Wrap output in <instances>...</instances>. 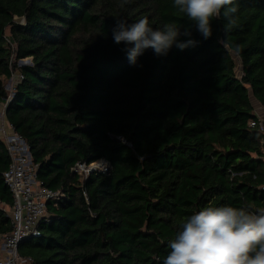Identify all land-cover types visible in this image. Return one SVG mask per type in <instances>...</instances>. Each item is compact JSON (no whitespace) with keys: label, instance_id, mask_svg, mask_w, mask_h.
<instances>
[{"label":"trees","instance_id":"1","mask_svg":"<svg viewBox=\"0 0 264 264\" xmlns=\"http://www.w3.org/2000/svg\"><path fill=\"white\" fill-rule=\"evenodd\" d=\"M242 75L223 15L205 40L173 0H0V84L5 120L27 144L37 179L61 191L40 236L19 247L32 264H163L181 221L208 206L264 208V134L250 127V92L264 108V0H236ZM174 22L195 47L144 50L130 65L116 20ZM181 41L189 39L184 35ZM30 59L29 65L19 62ZM106 160L85 180L77 163ZM0 137V204L13 206ZM0 206V238L12 230Z\"/></svg>","mask_w":264,"mask_h":264},{"label":"clouds","instance_id":"2","mask_svg":"<svg viewBox=\"0 0 264 264\" xmlns=\"http://www.w3.org/2000/svg\"><path fill=\"white\" fill-rule=\"evenodd\" d=\"M173 7L195 24L205 40L212 36L211 22L223 15L225 38L218 43L230 54L239 55L241 46L227 40V33L237 24L236 0H173ZM181 35L189 39L181 41ZM112 36L115 44L125 45L121 50L133 66L146 49L160 57L173 46L183 51L198 44L190 38L189 29L181 32L174 22L153 28L147 17L131 24L117 19ZM168 248L163 264H264V208L204 206L181 221Z\"/></svg>","mask_w":264,"mask_h":264},{"label":"built area","instance_id":"3","mask_svg":"<svg viewBox=\"0 0 264 264\" xmlns=\"http://www.w3.org/2000/svg\"><path fill=\"white\" fill-rule=\"evenodd\" d=\"M22 76L20 75V81ZM10 128H12L9 125ZM250 127L264 134V120L259 118L250 121ZM13 129V128H12ZM6 144L12 156V163L4 173L5 183L13 197V206H0L11 219L12 230L0 238V264H32V260L22 257L19 247L29 238L40 236L39 225L48 217V206H58L65 197L63 192L45 187L37 179V167L28 153L27 144L17 135L8 136L5 130ZM110 165L106 160L88 163H77L72 171L82 180L89 175L100 172L108 173ZM264 190V185H263Z\"/></svg>","mask_w":264,"mask_h":264},{"label":"rangeland","instance_id":"4","mask_svg":"<svg viewBox=\"0 0 264 264\" xmlns=\"http://www.w3.org/2000/svg\"><path fill=\"white\" fill-rule=\"evenodd\" d=\"M234 55V59L236 62V73L238 77H241L242 75V63H241V59L239 57H237L235 54ZM20 65H29V59L24 60L23 63H20ZM20 81V74L19 72H14L12 74V76L7 77V76H2L0 77V84H2L5 89L7 90V92L9 93V96L11 97L15 87L17 86V84ZM250 96H251V101L252 104L254 106V108L256 107L257 102L255 101V98L252 96V93L250 92ZM5 109H6V105L5 104H1L0 105V137L3 138L6 142V138H5V134L1 131V129H3V131L5 130L6 135L8 136H15V132L12 128L9 127V123L5 120ZM256 109V108H255Z\"/></svg>","mask_w":264,"mask_h":264},{"label":"crops","instance_id":"5","mask_svg":"<svg viewBox=\"0 0 264 264\" xmlns=\"http://www.w3.org/2000/svg\"><path fill=\"white\" fill-rule=\"evenodd\" d=\"M255 108L254 109H255V113L257 114V116L264 120V108L261 106V104L259 102H257Z\"/></svg>","mask_w":264,"mask_h":264},{"label":"water","instance_id":"6","mask_svg":"<svg viewBox=\"0 0 264 264\" xmlns=\"http://www.w3.org/2000/svg\"><path fill=\"white\" fill-rule=\"evenodd\" d=\"M24 61H21L20 63H23ZM29 63H30V59H29ZM253 96V94H252ZM251 97V96H250ZM254 97V96H253ZM256 101V100H255ZM257 102V101H256ZM18 136V135H17ZM19 137V136H18ZM24 141V140H23ZM25 142V141H24ZM30 154V151L28 152Z\"/></svg>","mask_w":264,"mask_h":264}]
</instances>
